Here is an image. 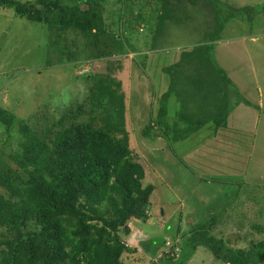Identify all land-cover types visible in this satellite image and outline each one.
<instances>
[{
    "label": "trees",
    "instance_id": "obj_1",
    "mask_svg": "<svg viewBox=\"0 0 264 264\" xmlns=\"http://www.w3.org/2000/svg\"><path fill=\"white\" fill-rule=\"evenodd\" d=\"M198 1L205 8L209 6L211 14L205 23L213 34L207 35L204 42L172 51L167 68L171 74L166 82L155 86L150 77L153 99L143 108L148 124L142 136L149 139L159 136L172 146L177 160L190 159L187 162L191 166L213 174V159L219 155H222L220 158L231 157L234 148L242 153L246 150L239 149L242 141L221 140L220 145L217 139L224 137L225 131L232 133V138L240 133L227 128L223 95L232 83L218 69L213 55L216 43L223 40L220 32L228 23V14L248 10L228 8L218 0H35L34 3L0 0V7L13 10L16 17L50 34L61 45L60 56L71 52L64 45L62 35L72 32L81 36L92 53L91 59L108 61L131 53L134 38L142 32V26L146 25L145 31L149 29L148 16L153 14L156 19L148 47L153 51L156 48L157 52L161 41L165 40H161L163 36L160 37L159 31L166 30L169 21L172 23L171 17L187 3L194 6ZM109 2L124 6L117 11L109 9L107 21L104 10ZM132 3L139 5V11ZM146 11L149 15L144 16ZM163 59L161 57V63ZM114 61L96 66L111 64L106 66L113 67ZM67 62H71L70 58ZM113 68L104 81L96 79L95 84L101 83L103 87L105 81L123 73L122 66ZM93 77L90 72L84 75L86 80L92 81ZM180 83L190 85L189 92H197L193 97L198 101L192 104L172 96ZM114 86L102 88L117 94L119 100L115 98L111 104L110 94L92 90L91 104L101 107L97 119L91 113L88 119L77 121L84 116L82 109L87 107L86 103H80L75 111L70 108L68 115L59 119L37 111L34 117L38 118L32 122L17 119L0 109V127L7 133V140L10 142L16 134L20 135L19 149L7 154L13 166L0 160V264H122L124 254L137 253L126 239L142 224L151 222L153 226H160L157 214L166 221L170 217L175 224L165 222L159 237H143L141 242L147 246L141 249L149 253L151 264L176 262L174 256L177 255L171 252L177 250L187 255V247L192 251L204 247L222 264H263L264 241L252 244L247 251L229 249L211 235L212 225H216L214 219L197 223L191 229L185 249L182 244L177 249L175 240L165 245L164 235L172 233L176 238L180 231L182 209L179 205L162 204L157 212L159 208L153 200L162 195H155L153 184L143 185L146 170L128 145L129 134L124 130V104L122 95L117 93L123 90L121 80ZM107 105L110 107L103 115L102 107ZM250 143L247 142V148ZM5 146L6 143L1 149ZM195 149L196 152L203 149L207 154L196 159L188 157ZM243 171L244 165L239 174ZM236 173L237 170H233V174ZM208 175L206 179L196 175V182L213 184L215 179ZM176 199L178 203L184 201L180 195ZM172 210L179 216L177 222ZM251 229L263 232L258 225Z\"/></svg>",
    "mask_w": 264,
    "mask_h": 264
},
{
    "label": "rangeland",
    "instance_id": "obj_2",
    "mask_svg": "<svg viewBox=\"0 0 264 264\" xmlns=\"http://www.w3.org/2000/svg\"><path fill=\"white\" fill-rule=\"evenodd\" d=\"M16 1L34 3L35 0ZM218 1L227 4L228 8L246 9L249 12L228 14V23L220 32L223 40L216 43L213 55V61L218 69L223 71L232 83L225 89L226 93L223 95L227 105V128L240 133L232 138V133L225 131V136H218L217 139L220 145H222L221 140L242 141L244 143L238 145L239 149L246 150L242 153L238 148L232 149L231 157L225 159L226 165H224L225 160H222L223 164L218 163L220 170H214L213 174H205L195 166H191L187 162L190 159H185L184 162L177 160L172 146L159 136L151 139L142 136V130L148 124L143 108L148 107L153 99L150 77L155 86L166 82L171 74L167 68L172 60V51L178 47L204 42L207 35L211 37L213 34V30H210L209 25L205 23L206 18L211 14L209 6L206 4L205 8L201 1L194 6L187 3L184 9L177 12L178 14H172V23L169 21L166 30L159 31L160 37L163 36L161 40L164 38L165 40L164 43L161 41L158 46L160 50L157 52L156 48L153 51L148 47L153 36L156 14L149 15L146 11L144 16L149 15L148 23L151 21V24L146 31V25L142 26V32H139V36L136 35L139 39L134 38L131 53L124 57L118 56L117 59H108V61L116 60L114 64L111 62L116 68L121 66L123 60L129 61L131 68L123 71L122 77L105 81L107 86L103 87L101 83L95 84L94 81L96 79L104 81L110 68L113 67L106 66L111 64L96 66L98 63L108 61L91 59L92 53L86 48L79 34L67 32L62 35L64 45L71 49V52H68V56L67 53L60 56L61 45L51 38L50 34L16 17L13 10L0 7V109L10 112L17 119L33 121L38 118L37 115L34 117L37 111L59 119L68 115L67 111L70 108L75 111L80 103H86L87 107L82 109L83 112L85 111L84 116L77 121L81 119L84 121L86 117L88 119L91 113L97 119L101 107L91 104L90 101L94 97L92 90L110 94L113 97L111 104L115 98L118 99L117 94L102 88H115L114 85L120 79L123 90L117 93L122 95L124 104V130L129 134L128 145L146 170V180L143 185L153 184L156 189L155 195H162L160 198L154 197L153 200L154 204L158 205L157 212L160 211L162 204L173 207L179 205L182 209L180 231L176 234V238L172 233L164 235L165 245L168 246L172 240H175L177 249L180 244L185 249L191 229L197 223L204 224L214 219L216 225H212L211 228V235L214 238L222 241L229 249L247 251L252 244L264 241V0ZM131 5L139 11L137 3ZM122 6L124 5L112 2L106 4L105 19L106 13H110L109 9L117 11ZM161 57H164L162 63ZM69 58L71 62H67ZM119 60H121L120 64L117 62ZM89 72L94 76L92 81L84 78ZM93 83L98 88H95ZM189 91L190 85L183 83L176 86L172 96L193 104L197 100L193 96L198 94ZM170 102L172 103L171 100ZM245 102L248 104L244 105ZM172 105L175 109L178 108L175 104ZM109 107L108 105L102 107L103 115ZM14 130L16 133V129ZM249 132L251 140L248 139ZM7 136L0 127V160H4L11 167L13 165L7 154L19 149L20 135L16 134L10 142ZM248 141H251L249 148H247ZM4 143L6 146L2 150ZM223 143L225 144L224 141ZM196 151L197 149L188 157L196 159L207 154L203 149ZM219 157L213 161L217 163ZM243 165V174H239ZM231 170L232 174H230ZM233 170H237L235 175ZM196 175L204 179L208 178L207 175L213 176L215 182L198 183ZM179 195L184 201L178 203L176 198ZM172 213L177 222L179 216L177 217L174 210ZM153 218L156 219L155 214ZM165 218L167 219L168 216ZM157 219L160 226H153L151 222L142 224L126 239V243L132 245V249L137 250V253L124 254L122 264H151V256L141 249L147 246L146 243L141 242L144 241L143 237H159L165 222L170 225L175 224L170 217L166 221L157 214ZM257 225L262 228V233L251 229L252 226ZM171 254L177 255L174 256L176 262L165 264H222L204 247L196 251L187 247V255L177 250Z\"/></svg>",
    "mask_w": 264,
    "mask_h": 264
},
{
    "label": "crops",
    "instance_id": "obj_3",
    "mask_svg": "<svg viewBox=\"0 0 264 264\" xmlns=\"http://www.w3.org/2000/svg\"><path fill=\"white\" fill-rule=\"evenodd\" d=\"M249 13V12H248ZM122 64H121V66H122V68H121V71L123 72V71H126L128 68H131L129 65H130V62L129 61H126V60H123L122 62H121ZM115 77L116 78H120V77H122V74H116L115 75ZM122 82V81H121ZM124 82V81H123ZM124 86V85H123ZM229 109H230V107H229ZM249 134H250V132H249ZM220 156V155H219ZM220 157H222V155L220 156ZM218 158L217 159V163L216 162H212L211 163V168H212V170H211V172H214V170H220V166H218V163H221V164H223L222 163V160H225L226 158ZM226 160H225V163H224V165H226ZM218 167H220V168H218ZM216 172V171H215Z\"/></svg>",
    "mask_w": 264,
    "mask_h": 264
}]
</instances>
